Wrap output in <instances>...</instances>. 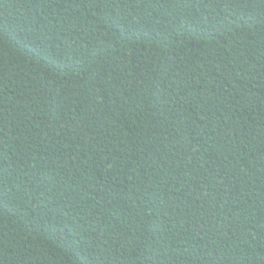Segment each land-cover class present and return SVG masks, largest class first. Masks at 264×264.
Listing matches in <instances>:
<instances>
[{"label": "trees", "instance_id": "trees-1", "mask_svg": "<svg viewBox=\"0 0 264 264\" xmlns=\"http://www.w3.org/2000/svg\"><path fill=\"white\" fill-rule=\"evenodd\" d=\"M0 264H264V0H0Z\"/></svg>", "mask_w": 264, "mask_h": 264}]
</instances>
